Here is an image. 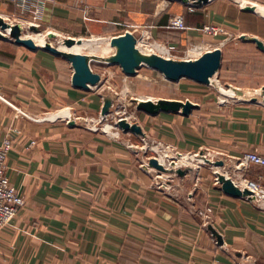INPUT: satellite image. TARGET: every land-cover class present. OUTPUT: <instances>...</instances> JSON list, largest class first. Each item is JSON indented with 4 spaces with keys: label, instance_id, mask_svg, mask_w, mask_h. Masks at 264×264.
Segmentation results:
<instances>
[{
    "label": "crops",
    "instance_id": "obj_1",
    "mask_svg": "<svg viewBox=\"0 0 264 264\" xmlns=\"http://www.w3.org/2000/svg\"><path fill=\"white\" fill-rule=\"evenodd\" d=\"M86 2L87 18L74 0H42L40 21L55 31L108 38L96 52L83 50L98 57L114 54L112 38L126 32L136 36L138 47L149 33L176 48L196 40L202 25L213 21L224 33L214 46L222 50V64L212 83L218 84L217 77L248 95L264 87V50L249 40L264 44V0ZM17 9L11 2L0 3L6 20L12 21ZM176 14L185 16L186 29L170 26ZM91 68L99 82L79 88L67 58L0 39V138H14L7 175L26 197L23 209L0 231V264H264V207L225 193L214 181L217 171L232 176L233 169L239 175L234 164L246 153L264 155V102L219 100L205 122L194 115L200 104L189 98L181 101L198 106L188 115L140 111L147 120L138 123L152 144L158 142L148 154L119 129L94 127L104 98L115 99L111 79L138 73L128 75L121 65L102 59H93ZM183 79L199 83L176 82ZM63 109L70 116L47 117ZM71 115L87 118L88 124H71ZM206 150L226 164L187 173L192 187L174 179L158 184V171L147 168L151 157L171 152L196 157ZM244 176L264 183V166L252 165ZM208 205L207 222L198 210Z\"/></svg>",
    "mask_w": 264,
    "mask_h": 264
},
{
    "label": "water",
    "instance_id": "obj_2",
    "mask_svg": "<svg viewBox=\"0 0 264 264\" xmlns=\"http://www.w3.org/2000/svg\"><path fill=\"white\" fill-rule=\"evenodd\" d=\"M184 3L189 4L191 1L196 3H208L210 0H179ZM247 9L253 10L254 8L248 7ZM11 27L10 32H7V27ZM34 29V26H30ZM0 29L3 30V34H0V39L9 40L18 45L26 46L30 49H44L50 51L53 54L63 56L72 62L74 66L73 84L79 88L89 89L91 84H97L100 80V75L95 73L91 68V61L93 59H102L107 61L109 64H119L122 66L124 71L131 76L138 73V70L147 66L153 68L157 71L162 72L167 79L176 82L182 78H189L196 82L211 85L212 78L216 76L221 68L222 64V50L220 48H215L211 51H205L202 55L195 59L187 60H175L172 58H167L161 56L157 53L143 54L139 47L137 46V38L131 32H126L124 35L116 36L112 38V45L116 48L114 54L108 57H98L90 56L85 53L72 52L62 50L59 47L53 45H39L34 41L32 37L21 36L17 34L14 38H9L8 34L13 35L16 31L17 26L11 25L9 21H5V18L0 15ZM245 38V36H244ZM249 40L255 41L261 49L264 50V44L259 39L253 37ZM76 41H82V39L76 40L75 38H67L64 40V44L71 47ZM233 87V86H232ZM236 95L234 98L240 99L239 96L243 97L247 92L244 90L233 87ZM261 94L264 95V87L262 88ZM252 100V99H251ZM137 109L139 111H144L150 114H158L161 111L165 112H181L184 115H188L193 108L197 107V104L192 103L187 100L186 102L177 99L160 98L157 100L153 99H136ZM113 98L106 96L104 98V103L101 109V115H107L113 105ZM252 102H257L254 97ZM70 123L75 125L76 119L71 116ZM116 126L121 129L124 133H132L140 137H147V133L144 131L143 127L138 122H130L127 118L119 119L116 122ZM181 155V154H180ZM209 153L206 151H200L196 156L203 159L204 162L209 163L214 166H224L226 163L223 159H214V155L208 156ZM175 159L171 160L169 166L162 163L158 157H151L148 160L147 168L155 169L159 172H171L177 175L184 176L187 172H191L194 169L192 167L182 168L179 167L174 162ZM216 176L218 178V183L221 185L225 193L246 198L250 201L255 200L254 192L249 188L240 187L236 181L231 177L226 175V173L217 171ZM218 242H223L222 237L219 235Z\"/></svg>",
    "mask_w": 264,
    "mask_h": 264
},
{
    "label": "rangeland",
    "instance_id": "obj_3",
    "mask_svg": "<svg viewBox=\"0 0 264 264\" xmlns=\"http://www.w3.org/2000/svg\"><path fill=\"white\" fill-rule=\"evenodd\" d=\"M158 4H159V0H155ZM156 3V4H157ZM192 9V7L190 8ZM17 16H20L18 18H13L15 20L12 19L11 20H7L9 21V23L13 26L16 25L17 29L16 31L13 32V35L8 34L9 38H14L15 36H17V34H20L21 36H34L36 37L38 40H45L44 43H38L39 45H43V44H47V45H53L55 47H61L64 44V40L67 39L68 37L71 38H75L76 40L78 39H92V38H97L100 36H91V34L85 33V34H72V33H68L67 31L61 30L59 31H55L54 29H52L51 27L45 26V25H40V27H36L34 26V29L30 28V20L31 17L29 16V14H25L22 13L21 10L18 8L17 9ZM2 16V15H1ZM4 17V16H2ZM5 18V17H4ZM6 21V19H5ZM210 23H214L212 22H206L202 25V27L205 24H210ZM202 27H201V31H200V35L199 37L196 38V40H194L193 42L188 41L186 44L184 45H178L176 48L171 47L172 43H168L165 42L163 43V41H160V39H158L157 37H152L149 39V41L147 40V42L149 43H154V42H160L163 43L164 45H166L169 48H171L170 53H166L165 55L169 56V58L175 59V60H187L189 55V50L191 47H193L195 44H197L198 42H202L204 45L211 47L212 49H214V46L216 44H218L219 42H221L222 39H220L221 37H217L214 36V34H210V33H204L202 31ZM113 31V30H111ZM109 31V32H111ZM10 32V31H9ZM32 34V35H31ZM111 34V33H109ZM30 35V36H29ZM101 35V34H100ZM178 36V35H176ZM101 37H109L108 35H104L102 34ZM220 39V40H219ZM146 40L144 41V43L141 40V43L145 46L147 45ZM37 43V42H36ZM212 44V45H211ZM207 51V50H205ZM114 52V49L112 51H110L109 53H105V55H109L112 54ZM204 52V51H203ZM97 54H102V53H97ZM164 55V53H161ZM104 55V54H103ZM94 67L99 70V71H104L105 67L100 65L99 63H94ZM110 71H114L117 74H119V72H116V68L114 67H108L107 68ZM122 75V74H120ZM160 75V76H159ZM155 79V80H153ZM157 79V80H156ZM213 80V78H212ZM216 81L218 82V84H215L214 82L211 85H206V84H199V83H195L193 81L187 80V79H183L180 82H169L167 80L164 79V76L160 73H158L157 71H154L148 67H142L139 69V72L137 74V76L134 77H129L127 79H125L122 76H116L113 77L111 79V84L108 85L112 88L115 86V89L117 90V93H115V99H114V103H115V107L112 109H124L125 113L128 116H131V120L133 122H141L142 124L146 123L147 120V116L140 112L137 109V102L135 101L136 99H141V97H147V98H152L154 100L156 99H160V98H172V99H180V100H186L187 98L196 101L197 103L200 104V109L195 110L194 111V115L198 116V118H201L202 121H206L208 120L209 117L214 115V105L217 104L219 102V100H222V97L228 98L226 100H244V101H249L252 102L253 98H256L257 102H264V95H262L261 93L257 92H250V94L248 95V93H246L242 98L237 99V98H233L231 96L226 97L225 94L230 92V88H233L232 86H229L225 80L220 79L216 77ZM132 84V88L130 87V85ZM135 84V85H134ZM110 89L106 88L104 90V92L109 93ZM149 96V97H148ZM251 96V97H249ZM252 99V100H251ZM102 109V108H101ZM65 110L68 109H63L61 110L60 113L64 112ZM101 112V111H100ZM100 112L97 113L95 116L97 119H99L100 117ZM64 116H67L66 114ZM47 117L52 118L53 115L49 114ZM171 119H175V117H171ZM180 119V118H179ZM185 121V120H184ZM187 122H189V120H186ZM106 121H104L103 123H99L98 121L96 122V127H99L97 129H106L108 131H110V128L112 127L110 124H105ZM110 122V121H109ZM82 124H88L85 122H81ZM123 132V131H122ZM131 135V134H129ZM122 136L124 137H131L133 142H138L139 145H144V141L142 140L143 138L140 136H136V135H132V136H128V133H122ZM152 140V139H150ZM152 143V142H150ZM148 154L150 153V150L147 151ZM207 153H209V157H211V153L209 150H206ZM166 157H170V158H175L177 157V161L174 160L175 163H178V166H181L182 168H186V167H192L193 169L197 168L199 169L200 167H212L214 169V165H211L209 163L204 162L203 159L196 157H191L190 155H182L181 157L178 156L176 153L171 152V154H166ZM212 158V157H211ZM160 160H164V158H160ZM191 162V163H190ZM228 169V172L231 171L232 176L234 177V179L237 180H243V176L241 175V173L236 174L235 172H233V169L230 170ZM193 172V171H191ZM191 172H187V173H191ZM189 174H186L184 176H180V175H174V173L171 172H159L158 174V179L157 183L160 184L161 180H172L174 179L175 183H180V185L184 186L187 185L188 187H192L191 184V180H189ZM183 177V178H182ZM185 177V178H184ZM248 178V177H246ZM250 179V178H249ZM215 181V179H214ZM259 181V180H258ZM260 183L264 186V183H262L260 181Z\"/></svg>",
    "mask_w": 264,
    "mask_h": 264
},
{
    "label": "built area",
    "instance_id": "obj_4",
    "mask_svg": "<svg viewBox=\"0 0 264 264\" xmlns=\"http://www.w3.org/2000/svg\"><path fill=\"white\" fill-rule=\"evenodd\" d=\"M11 2L14 5H16L22 13L25 14H31V19H28L30 21L29 26H36L40 27V25H43V23L40 21V16L42 14V0H0V3L2 2ZM76 5L84 12L86 13L85 17H88V13L90 11V6H88L86 0H74ZM14 18H18L20 16H17L14 14ZM171 27L179 28V29H186V20L184 15L182 14H176L170 19L169 22ZM202 31L204 33H210L214 34V36H217L221 33H224L223 27L218 24L210 23L205 24L202 27ZM115 107V103L113 102L112 108ZM100 118L97 119L99 123L110 124L112 127H115L116 129H119L116 126V122L119 119L127 118L130 122H133L130 118L131 116H128L125 113L124 109H111V111L105 115L102 116L100 112ZM83 122L88 123L87 118H82ZM110 121V122H109ZM95 128L96 123L94 124ZM122 131L121 129H119ZM144 141L143 147L148 151L152 150L156 145H158V142H154V144L150 143L151 140H149L147 137H142ZM14 145V138L11 134H7L6 136L0 138V231L3 229L4 226L11 223V221L19 214V212L23 209V207L26 205V197L23 194L22 190L17 188L9 179L7 175V158L9 153L11 152ZM178 156H182L180 154H177ZM160 160V158L158 157ZM172 159L170 157H164V160L162 163H164L166 166H169ZM177 161V160H176ZM252 165L257 166H264V155L257 152V151H251L243 155L242 157L238 158L235 161V171L238 173H241V175L244 177L243 180H235L229 173L226 172V175L231 176L236 183L242 187V188H249L254 192L255 200L252 202H255L257 205L264 207V186L260 183L258 180H253L246 178L245 172L250 168ZM167 179L161 180V185L166 182ZM215 182L218 183L217 176L215 177ZM159 184V183H158ZM198 212L204 216V218L207 220V222L210 219V213L212 212V207L207 206L204 209H199Z\"/></svg>",
    "mask_w": 264,
    "mask_h": 264
},
{
    "label": "bare ground",
    "instance_id": "obj_5",
    "mask_svg": "<svg viewBox=\"0 0 264 264\" xmlns=\"http://www.w3.org/2000/svg\"><path fill=\"white\" fill-rule=\"evenodd\" d=\"M11 30V27L8 26V30L7 32H9ZM1 31V30H0ZM145 32V31H144ZM3 33V32H2ZM146 33V32H145ZM1 34V33H0ZM32 35V34H31ZM30 36V35H29ZM144 36V35H143ZM34 39V41H36L37 43H44L45 40H38L36 37L34 36H30ZM99 38V37H98ZM93 38V39H82V41H76L71 47H68L66 45H63L60 47V49L62 50H66V51H72V52H80V53H83V50H87L89 52H96L99 47L102 45V44H107L108 42V38L107 39H103V38ZM150 34L147 33L144 38L142 39V42L144 43V41L147 40L149 41L150 39ZM108 45V44H107ZM212 45V44H211ZM103 48V47H102ZM112 48V47H111ZM139 50L143 53V54H149V53H152V52H162L164 53V55L166 53H169V49L166 45H164L163 43H160V42H154V43H149L147 42V45H143L141 43V40H140V44H139ZM211 51L212 48L206 45H204L202 42H198L197 44H195L193 47L190 48V50L188 51L189 52V55L190 56H195V55H198L200 54L201 52L203 51ZM162 74V72H159ZM160 76V75H159ZM165 78V77H164ZM166 79V78H165ZM155 80V79H153ZM157 80V79H156ZM135 85V84H134ZM132 86V84L130 85V87ZM132 88V87H131ZM234 96V91L231 90L229 92V94H226L225 96ZM149 97V96H148ZM141 99H147V97H141ZM226 99L228 98H222V101H225ZM67 115V116H70V111L69 109L68 110H65L64 112L62 113H56L53 115L52 119L54 118H57V117H61V116H64V115ZM72 116V115H71ZM75 119H76V122H82L83 119L82 117H79V116H74ZM163 161V160H161ZM191 163V162H190Z\"/></svg>",
    "mask_w": 264,
    "mask_h": 264
},
{
    "label": "trees",
    "instance_id": "obj_6",
    "mask_svg": "<svg viewBox=\"0 0 264 264\" xmlns=\"http://www.w3.org/2000/svg\"><path fill=\"white\" fill-rule=\"evenodd\" d=\"M185 17V16H184ZM186 20V19H185ZM176 32H178V31H176Z\"/></svg>",
    "mask_w": 264,
    "mask_h": 264
}]
</instances>
